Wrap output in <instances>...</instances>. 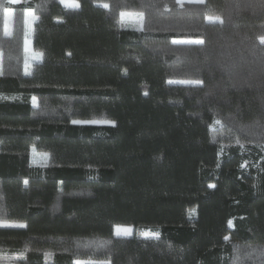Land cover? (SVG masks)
I'll return each mask as SVG.
<instances>
[{
	"label": "trees",
	"instance_id": "1",
	"mask_svg": "<svg viewBox=\"0 0 264 264\" xmlns=\"http://www.w3.org/2000/svg\"><path fill=\"white\" fill-rule=\"evenodd\" d=\"M76 1L0 0V221L26 225L0 226V251L14 264L264 256V0ZM28 9L42 58L26 74ZM188 80L203 84L169 83ZM95 119L111 123L71 122Z\"/></svg>",
	"mask_w": 264,
	"mask_h": 264
},
{
	"label": "rangeland",
	"instance_id": "2",
	"mask_svg": "<svg viewBox=\"0 0 264 264\" xmlns=\"http://www.w3.org/2000/svg\"><path fill=\"white\" fill-rule=\"evenodd\" d=\"M24 0H17V2H13L11 0V3H19ZM72 0H66V2H62L63 5L67 6L70 4ZM185 2H194V0H182V3ZM76 3L79 4L78 1ZM69 7V6H67ZM122 13V12H121ZM120 13V19L121 22L125 25H128L132 28H141L143 27V20L141 21L135 14L141 13L138 11H123L126 15L122 18ZM13 17H14V10L13 8H8L6 10V17H5V32L7 35L11 34L12 31V25H13ZM37 18V16L34 14V12L31 9H28L25 11V38H24V70L26 74L31 73L33 65L35 62L40 61L42 58V53L36 50L33 46L32 36L34 32V21ZM134 26V27H133ZM1 57V55H0ZM26 64H27V70H26ZM1 66V64H0ZM88 121H98V123H106L107 120H88ZM32 163L36 165H45L48 162V154L43 151L33 150L31 153ZM22 222H14V221H0V224H19ZM24 224V223H22ZM25 225V224H24ZM117 226L123 227V228H131L132 234H140L142 235L145 231L151 230L152 232H155V230L152 227L147 226H133V225H126V224H116L114 226V231ZM130 235V236H131ZM241 253V256L239 258L238 264L241 262H245L244 264H256L264 261V256L259 255H253V253L245 248H242L239 250ZM20 254H10L5 251H0V264H14L15 257L19 256ZM51 255L48 254L46 256V259H50ZM248 257V259H247ZM84 261V260H81Z\"/></svg>",
	"mask_w": 264,
	"mask_h": 264
},
{
	"label": "snow or ice",
	"instance_id": "3",
	"mask_svg": "<svg viewBox=\"0 0 264 264\" xmlns=\"http://www.w3.org/2000/svg\"><path fill=\"white\" fill-rule=\"evenodd\" d=\"M13 2H17V0H13ZM61 2H66V0H61ZM177 4H182V0H176ZM194 2H198V3H203L204 0H194ZM67 6L69 7H73V8H78L79 4L76 3V0H72V2L70 4H68ZM105 8L108 7L107 4L104 5ZM126 14L125 13H121V17L123 18ZM141 21L143 20V13H137L135 14ZM220 23H223V20H220ZM141 30H143V28L141 27ZM261 43H264V37H261ZM189 41H178V40H174L173 43H188ZM195 43H203L202 40H198L195 41ZM26 70H27V64H26ZM186 83V84H196V85H200L203 84V81L201 80H195V81H169V83ZM33 105L36 106L37 105V101L36 98L33 97ZM73 124H83V123H98V121H80V120H72L71 121ZM106 123H111L110 121H105ZM216 124H220L221 122L219 120L215 121ZM237 143H239V140H237ZM242 146V145H241ZM25 184H27V181H25ZM210 187H214V186H210ZM0 226L3 227H19V228H23L26 227V225L19 223V224H0ZM229 226H232V222L229 221ZM132 234V229L131 228H123L120 226H117L115 228V235L116 236H130ZM145 238L148 237H152V238H159L160 233L159 232H152L151 230L145 231L142 234ZM226 240L229 239V237H225ZM74 264H97V262L92 261V260H88V261H81V260H77L74 262ZM99 264H111V261H101L99 262Z\"/></svg>",
	"mask_w": 264,
	"mask_h": 264
}]
</instances>
